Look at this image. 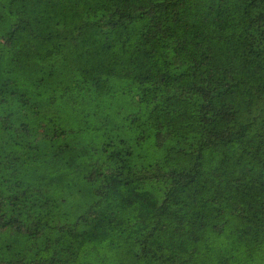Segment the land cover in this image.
<instances>
[{"label": "trees", "instance_id": "1", "mask_svg": "<svg viewBox=\"0 0 264 264\" xmlns=\"http://www.w3.org/2000/svg\"><path fill=\"white\" fill-rule=\"evenodd\" d=\"M0 264H264V0H0Z\"/></svg>", "mask_w": 264, "mask_h": 264}]
</instances>
